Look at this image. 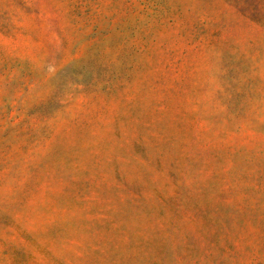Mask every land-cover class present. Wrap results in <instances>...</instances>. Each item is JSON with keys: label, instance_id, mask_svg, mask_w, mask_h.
<instances>
[{"label": "rangeland", "instance_id": "374dc122", "mask_svg": "<svg viewBox=\"0 0 264 264\" xmlns=\"http://www.w3.org/2000/svg\"><path fill=\"white\" fill-rule=\"evenodd\" d=\"M0 264H264V0H0Z\"/></svg>", "mask_w": 264, "mask_h": 264}]
</instances>
